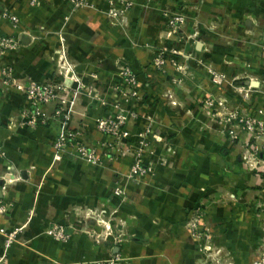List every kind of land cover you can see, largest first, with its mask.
<instances>
[{
    "label": "crops",
    "instance_id": "obj_1",
    "mask_svg": "<svg viewBox=\"0 0 264 264\" xmlns=\"http://www.w3.org/2000/svg\"><path fill=\"white\" fill-rule=\"evenodd\" d=\"M86 2L74 10L61 0H40L37 6L0 0V38L19 42L17 50L0 56V144L5 153L0 171L15 168L14 183L2 181L0 187V227L24 226L7 249V262L95 264L118 254L127 264H198L199 243L186 240L184 226L201 206L199 224L213 243L228 255V248L233 252L228 243L234 242L239 264H249L247 247L264 232V212L257 208L263 210L264 144L252 153L253 139L228 115L236 109L264 122V0H134L119 20L107 15L106 0ZM7 11L17 17L18 28L3 18ZM173 16H182L184 24H176L169 35ZM251 20L259 27L246 37ZM211 22H218V29H210ZM228 37L236 45H227ZM156 58L164 62L160 70ZM204 64L220 70L228 82L212 83ZM122 66L137 78L134 98L121 95ZM4 68L22 84L55 81L59 71L63 74L71 86L47 106L46 125L24 124L29 101L4 85ZM168 89L181 106L177 112L167 106ZM239 91L246 93L245 100ZM217 97L227 98L228 106L204 104ZM58 107L69 111L66 121L53 116ZM120 110L125 130L134 136L142 133L146 118L154 119L153 130L159 133L160 128L174 150L168 165L138 180L126 178L138 142L129 137L113 144L114 149L113 138L96 129L98 120ZM64 127L81 131L82 143L102 154L100 166L72 156L53 163L51 142ZM122 149L129 152L121 154ZM148 150L142 149L145 157H150ZM115 188L130 199L115 197ZM99 210L102 222L112 211V219L125 223L129 239L119 247L94 240L92 232L103 226L92 215ZM65 213L79 219L66 227L69 239L58 242L43 235Z\"/></svg>",
    "mask_w": 264,
    "mask_h": 264
},
{
    "label": "built area",
    "instance_id": "obj_2",
    "mask_svg": "<svg viewBox=\"0 0 264 264\" xmlns=\"http://www.w3.org/2000/svg\"><path fill=\"white\" fill-rule=\"evenodd\" d=\"M64 4L69 5L74 10H77L82 7H86L88 4L86 0H61ZM108 3V12L107 15H109L112 19L119 20L121 17L124 16L126 11L130 9V7L133 5L134 0H106ZM29 4L31 6H37L40 3V0H28ZM3 18L7 19L12 28L16 29L19 26V21L17 17L10 13V12H4ZM176 24H178V27L181 28L184 24V19L182 16H173L170 21V28L169 35L174 34L176 31ZM210 29L216 30L218 29V22H211L207 24ZM229 29H235V24H228ZM259 27V24L256 20L249 21V26L246 33V37H252L254 36L255 32L257 31V28ZM18 39L14 37H2L0 38V54L5 56L7 52H12L17 50L18 48ZM241 46H244L245 43L240 41L238 42ZM226 44L233 46L236 45V42L234 39H231L228 37L226 39ZM262 49L264 50V45L262 46ZM63 54H60V57ZM163 60L160 58H156L154 61L155 66L159 67L161 64H163ZM205 69H207L208 73L211 75V81L212 83L216 85L223 86L225 81H227L226 76L220 72V70H217L215 68L210 67L207 64H204ZM61 70H64V68H60ZM185 69V68H184ZM180 68V71L182 73H186L185 70ZM60 72V71H59ZM57 73V76L60 77V79H57L55 81H43V82H37L30 80L27 84H22L19 80L11 77V70L10 68H4L1 71L2 79L4 85L12 87L14 90L19 91L23 93L27 100L29 101V109L24 113V124L29 127H36V126H43L46 125L48 120H50V117L47 115V106L50 103L57 102L59 98L64 96V93L66 90L70 89L71 85H68L67 82L63 79L62 73ZM121 79H122V87L121 95L125 98H134L137 93V78L134 73H132L131 69L127 66L121 67ZM228 82V81H227ZM175 87L178 83L174 80ZM180 87V86H179ZM239 97L244 98L247 97L246 93L239 91L238 92ZM164 97L167 99V106H169V109H173V111H178V107L180 108V104L177 103L174 100V93L171 90H165ZM204 104L206 106H213L216 104L218 107H227L228 106V100L225 97H217V98H206L204 99ZM242 106V102L239 103ZM53 116L60 120L66 121L69 118V111L65 110L62 107H58ZM229 119L235 121L242 130L246 131L251 139L254 141V145L251 146V152L257 153L262 149V145L264 144V122H261L251 116H244L240 113H238V110H232V112L228 115ZM153 122L154 119L152 117L146 118V120L143 123V126H145L142 133H139L137 136L131 135V132L129 130H125V117L123 116V111L120 110V113L117 114H110L109 116L102 118L97 121L96 129L106 135H109L113 138V140L119 141V135L121 137H131L133 140H136L138 142V148L137 152L134 156L133 165L131 166L130 172L126 175L128 179H133L135 177L143 176L148 174L149 168L145 167H139L140 164H144L146 162V159L149 158V160L146 163H150V159L152 158L155 162L156 166H162L165 167L169 164V162L172 160L174 150L172 148H169L166 145L165 139L166 137L161 136L162 133L160 128H157L159 130V133H156V131L153 130ZM65 124V122H64ZM151 132V135L149 134ZM120 133V134H119ZM232 133V132H230ZM81 137V131L76 129H67L66 127L62 128V130L56 135V137L51 142V150H52V158L53 163H57L62 160L65 156H72L77 158L78 160L88 163L90 165L96 166L99 163V159L95 156V152L93 148H87L82 141L80 140ZM146 138L149 139L146 141ZM125 139V138H124ZM123 140V138H121ZM153 144H151V143ZM117 144V143H116ZM118 145V144H117ZM150 147V150H148L150 157H145V154L143 153L142 149L143 147ZM0 159H5V153L3 151V148L0 144ZM247 159V158H246ZM14 166L8 165L5 169L0 171V179L4 182V184L12 185L14 182ZM264 170V166H263ZM113 195L121 200H129L130 197L128 194L125 193L120 188H115L113 190ZM196 213H199L197 210ZM204 213V211H203ZM74 214V213H73ZM95 216L97 221H101L102 213L95 211L92 214ZM197 224L200 220V213L197 214ZM199 218V219H198ZM75 219V222H77L79 219L74 218L72 213H65L64 216L61 218L59 222H52L51 225L46 228L43 231V235L58 241V242H66L69 239V235L66 233V227L72 225ZM24 226H18L14 225L13 227L9 229H5L4 227H0V264H8L6 260V252L7 249L18 239V236L21 235L23 232ZM122 235V236H121ZM122 240H120L121 244L126 242L124 240L127 238V234H121ZM216 254V252H215ZM118 255V254H117ZM119 256V255H118ZM207 257H211L209 253L206 254ZM116 262L109 261L107 262H100L95 264H127L126 260H121L119 257H117ZM196 263L198 264H205L204 259H197Z\"/></svg>",
    "mask_w": 264,
    "mask_h": 264
},
{
    "label": "rangeland",
    "instance_id": "obj_3",
    "mask_svg": "<svg viewBox=\"0 0 264 264\" xmlns=\"http://www.w3.org/2000/svg\"><path fill=\"white\" fill-rule=\"evenodd\" d=\"M0 56L2 57L3 55L0 54ZM162 65L163 64H161V66ZM161 66H159V67L155 66V69L158 68L160 70ZM164 95H165V92H164ZM149 134L151 135V132ZM121 138H123V140L125 141V139H127L129 137L128 136L121 137V135H119V139H118L119 141L113 140L112 143H111L112 147H114V149H115V146H117V145L113 146V144L117 143L118 145H121L124 142L123 140H121ZM93 150L95 152V156L98 159V156H100L102 154L96 153L95 149H93ZM109 150L113 151L112 148H110ZM128 152H129L128 149L127 150L126 149H122V151L120 153L121 154H124V153L126 154ZM149 162L150 163H145V165L142 163V164L139 165V167L147 166L146 168L150 169L148 171V174L149 173L153 174L152 172H153V169L155 168V162L153 161L152 158L150 159ZM86 164H88V163H86ZM88 165H90V164H88ZM100 165L101 164L99 162L96 166H100ZM91 166H93V165H91ZM130 170H131V168H130ZM144 176L145 175L139 176V177H135L133 179H128L127 176H126V178L129 181H134V180H136V179L138 180V179H140V178H142ZM261 190H264V187ZM261 198L262 199L260 201H261V206H263V210H261L262 208L261 209H259V207H257V208L261 212H264V196H262ZM259 203L260 202H256L255 205L258 206ZM204 208L205 207L199 206L197 209H194L192 214H191V216H190V220H188L186 222V225L184 226V233L187 234L186 237H185L186 240L190 241V242H193V240H194L196 243H199L197 247L200 250L199 253H200L201 257H202L201 259L205 260V264H239V261L235 258V255L233 254V252L236 250V248H234L235 245H236L234 242L230 243V244L228 243L229 247L232 245L231 249L233 250V252L229 251L230 248H228V255L224 254V248L221 247L220 244H214L213 241H212V238H209V236L207 234V231H208L207 228L201 227L200 224H199L200 222L197 224V222L195 221V220H197V217H198L197 214H199V213L201 215L200 217L202 218V215H203L202 214V210ZM197 210L199 211V213H196ZM100 211L102 213V210H99V212ZM112 213H113L112 211H110V212L106 211V213L104 214V218H106L107 220L102 222V223L100 222L103 226H100L98 231H93L92 234L97 237V238H94V240L97 239L98 243H102V245L109 244V245H113V246L119 247L121 245V243H120L121 241L120 240L123 239V238H121V236H122L121 234H124V233L127 234V238L124 239L125 241H126V239L127 240L129 239L128 233H127V227H126L125 223H123L122 221H119V220L117 221L115 219H112L111 218ZM112 220H114L113 223H112ZM91 230H95V229L93 228ZM163 230H164V228H161L160 234L165 236L164 233L162 232ZM262 233H263V238H259V240L257 241L256 244H251L249 248L247 247V252L249 254V256H248L249 264H264V232H262ZM165 238L169 239V237H165ZM215 252H216V254H215ZM199 253H198V255H199ZM207 253H209L211 255L210 258L206 256ZM225 256H226L227 260H226V258H224ZM117 257H119L123 261L125 260V259L121 258V255L118 256V255L115 254V255L112 256V258L110 260H108L106 262L107 263H109V261L116 262L115 259Z\"/></svg>",
    "mask_w": 264,
    "mask_h": 264
},
{
    "label": "water",
    "instance_id": "obj_4",
    "mask_svg": "<svg viewBox=\"0 0 264 264\" xmlns=\"http://www.w3.org/2000/svg\"><path fill=\"white\" fill-rule=\"evenodd\" d=\"M246 85H248V86H255V84L253 82H246ZM2 184H3V182L0 181V187H2ZM0 197H1V191H0Z\"/></svg>",
    "mask_w": 264,
    "mask_h": 264
}]
</instances>
